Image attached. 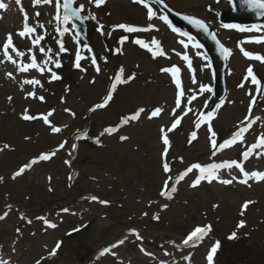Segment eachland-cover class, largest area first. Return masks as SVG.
Segmentation results:
<instances>
[{
    "label": "rangeland",
    "instance_id": "rangeland-1",
    "mask_svg": "<svg viewBox=\"0 0 264 264\" xmlns=\"http://www.w3.org/2000/svg\"><path fill=\"white\" fill-rule=\"evenodd\" d=\"M164 1L174 10L212 25L231 52L227 60L225 98L213 117L199 128L196 122L201 114L206 115L211 96V92L200 91L201 85L211 87L208 62L200 50L185 48L180 43L187 41L162 23L158 18L162 14L153 5L157 17L149 21L147 9L134 0H105L99 7L89 4L88 0H77L79 5H84L85 14L96 17L89 22L88 35L92 42L88 45L71 31L58 37L53 20L55 0L36 6L33 0H5L8 8L0 10V216L4 217L0 219V249L5 257H0L8 264H37V261L39 264H158L169 259L172 264H208L207 254L217 241L221 249L214 254L213 264H264V180L253 178L240 183L243 174L233 167L221 169L216 174L218 179L211 182L204 179L193 188L190 185L200 175L198 169H193L176 185L172 199L160 195L169 177L172 178L170 187L193 163L235 159L249 173L264 172V148L255 150L247 160L242 155L258 138L264 137V91L260 99L252 102L258 85H254L250 77L246 78L251 66L261 82L259 86L264 88V62L249 59L242 51L264 56V42H256L264 36V31L219 26L215 10L227 7L223 0ZM25 13L29 25H44V28L37 27L35 35H44L41 45L46 49L51 47L54 58L60 60V68L48 65L60 79L51 80L50 73L41 74L37 70L20 73L16 64L7 63L3 56L2 44L11 33L13 43L25 52L21 61L28 62L32 54L37 56L38 62L46 59L39 52V46L33 47L28 37L17 35L25 22ZM118 23L154 27L129 33L113 27ZM100 25L114 47L112 57L105 50L103 35L97 31ZM57 39L63 40L66 52L59 53ZM137 39L150 47H141L135 42ZM153 39L157 44H150ZM77 52L83 57L80 61L83 71L74 66ZM160 52L163 55L157 54ZM185 53L193 71H189L179 57ZM9 54L20 62L11 50ZM93 57L97 65L91 63ZM173 66L179 68L181 90L185 92L182 108L185 111L191 108L187 115L176 108L179 90L171 72L163 70ZM117 74L127 82H117ZM130 76L134 78L128 80ZM33 77L41 81L42 87H21L24 79ZM113 83L116 88L107 105L89 111L104 101ZM31 91H35L37 97L42 96L43 101L28 97ZM193 95L195 99L189 100ZM156 108L162 111L153 117L151 113ZM25 109L28 115L37 118L23 119ZM53 109L49 120L61 128L58 133H53L39 118ZM140 109L144 111L139 112ZM173 109L182 119L173 131L166 133L168 154L163 157L165 146L160 129L171 127ZM137 112L138 119L121 123ZM249 122L252 126L243 134L242 141L215 150L216 155H212L213 140L218 142L221 137H229ZM112 127L118 130L111 134L105 132ZM193 132L196 138L189 143ZM121 136L127 139L121 140ZM4 141L7 143H2ZM65 141L64 147L59 148ZM73 144L76 145L74 151ZM4 145L9 147L4 148ZM42 153L54 155L48 160H38L13 179L14 173ZM164 163L170 166L168 173L162 168ZM233 177L237 179L231 184L219 182ZM93 196L98 199L92 200ZM246 201L252 203L244 209ZM45 202L50 204L37 210ZM165 204L168 207L162 208ZM45 220L56 227H48ZM90 220L94 223L86 237L65 239L57 251L56 246L67 229ZM241 220L244 227L237 228ZM206 225L211 226V231L202 240L188 245L182 243L192 230ZM234 231L237 237L229 239ZM134 233L142 240H137ZM121 240L122 244L101 254L102 248ZM141 247L145 251L142 252ZM53 249H56L54 255Z\"/></svg>",
    "mask_w": 264,
    "mask_h": 264
},
{
    "label": "snow or ice",
    "instance_id": "snow-or-ice-1",
    "mask_svg": "<svg viewBox=\"0 0 264 264\" xmlns=\"http://www.w3.org/2000/svg\"><path fill=\"white\" fill-rule=\"evenodd\" d=\"M17 2H19V0H17ZM53 2V0H33V4L34 6L39 5L41 3L43 4H51ZM76 0H55V8H56V14L53 17V20H55L56 24H55V28H56V33L58 35V37L62 38L64 37L67 33H69L70 31L76 36V38H79L80 33L77 31L79 24H83L84 21L87 20H95L96 17L94 16V14L89 13L88 15H83L82 13L84 12V5L80 4L79 6H74L75 5ZM89 4H94L97 7H99L100 5H102L103 3H105V0H88ZM135 3H139L141 4L144 8L147 9V19L149 21H151L153 18L157 17V11L153 8L152 4H163V0H152V3L150 4L148 2V0H134ZM232 2L234 3V0H232ZM241 3L243 4V6L245 7L246 10L249 11H253L255 12L257 15L264 17V0H241ZM5 5L0 2V8H4ZM164 7L166 8L167 5L165 4ZM37 16L40 15L39 12L36 13ZM158 18L160 20H162L165 24H167L171 30L173 32H177L181 37H186L187 38V43H185L184 40H181L180 43L184 45L185 48H187L189 46V44H193L196 48H199L200 45L199 43H195V37H193L192 35H190L188 32H184V31H180L179 29L175 28L172 26L171 22L168 19L167 15H159ZM183 19L186 20L189 24H191L193 27L197 28L200 31H203L205 34H209L212 36V38L215 40V34L211 33L208 25L206 24L205 21L199 19V18H195V17H191V16H187L184 15ZM28 17H27V13H25V22L23 24L22 30L18 31L17 35H19L21 38H25L28 37L31 41V44L33 45V47L39 46V52L41 54H43V56L46 58L41 62H38L37 56L35 54L30 55L29 59L30 62L29 63H24L23 61H20L19 63H17V61L15 59H13V56L9 54V50H11L12 53H15L17 57H24L25 56V52L23 50H20L19 46L15 45L13 43V37L12 34L9 33L7 34L6 40L3 42L2 44V51H3V56L6 58L7 61L16 64L17 66V70L19 72L22 73H27L30 70H37L39 71L41 74H44L45 72L50 73V79L51 80H57L60 79L61 77L52 70V68L48 67L49 64L54 65L55 68H60L61 62L59 59L54 58V50L49 47V48H45L44 46L41 45V41H43L45 39L44 35H35V33L37 32V27L39 28H44L43 24H37L35 26H31L28 24ZM79 22V24L77 23ZM49 23H52V21H49ZM68 25H70L71 27H68ZM225 28H237L239 31H264V25H260V26H253L252 28H244L241 27L239 25H231V24H224L222 25ZM115 27L120 28L125 30L126 32H138V31H148V30H152L153 29V25L149 24L147 26V28H141V27H136V26H128L125 24H119L116 25ZM103 25H100L97 29V31L101 32V35H104L103 31ZM137 44H139L141 47H145V48H149L150 45L146 44L144 41L137 39L135 41ZM217 45L220 47L221 50V54L227 58L231 52L229 49L223 47L222 45H220L219 41H216ZM256 42L261 43L264 42V36L260 37V39H258ZM121 43H123V39L121 40ZM56 44L58 45V51L59 53H64L67 51V49L64 46V42L62 39H57L56 40ZM150 44L155 45L157 44V41L155 39H153ZM84 47L87 49L88 46L85 44ZM89 51L91 49H88ZM243 55L249 59H255V60H259L261 62H264V56L258 55V54H253L250 53L248 51L243 50ZM28 52L31 53L32 49H28ZM159 55H163L162 52L157 53ZM183 60L188 61L189 62V66H190V61H189V56L185 53L183 55ZM83 59V57L80 55L79 52H77L76 57H75V67L78 69H81L82 71L84 70L81 66L80 61ZM2 62V61H0ZM91 63L93 65H97V61L96 59L93 57L91 59ZM164 71H169L171 72L172 76H173V80L174 83L176 85V88L179 90L177 91L176 94V99H175V106L177 109H181V111L184 112V115H187L188 112L191 111V108L187 109V111H185L182 108L181 105V99L182 97L185 96V92L183 90H181V81L177 78V75L179 73V68H177L176 66L171 67L170 69H163ZM96 71L99 72L100 69L97 66L96 67ZM120 72H123V69L120 70ZM10 78H14L12 77V73H8L7 74ZM251 78V82L254 85H260V81H258L257 77L253 74L252 68L251 66H249V68L247 69V77ZM133 76L128 77V80L133 79ZM115 80L119 83H126L127 81L122 79L120 74H117L115 76ZM94 82V81H93ZM23 85H32L34 88L35 86H41V81L37 78H31V79H24L21 82V87H23ZM116 88V84L113 83L111 85V89L109 90L108 94L104 97V101L102 103H99L97 105L94 106V108L89 109V111H94L95 109L98 108H103L107 105L108 101L111 99L112 97V91H114ZM200 91L201 92H210L211 88L205 86V85H201L200 86ZM257 91H264V88L258 87ZM28 97H33V98H38L41 101H43V97H37L36 96V92L35 91H31L27 93ZM195 99V96L193 95L192 97L189 98V100H193ZM255 97H252V102H255ZM9 100H11V97H9ZM251 108V105H250ZM65 111L70 112L69 109H65ZM143 109H140L139 112H143ZM162 110L160 108H156L155 110H153V112L151 113V115L157 116L159 115V113ZM54 109L50 110L47 114H41L40 115V119H42L44 121V123L46 125H48L51 128V131L53 133H58L61 131V128L58 126H54L53 122L49 120V117H51L53 115ZM139 112L131 115L130 117H127L126 119H124L121 123L122 124H126L128 123L130 120H136L138 119L139 116ZM28 110L25 109V113L23 115V119L25 120H33L36 119L37 117L28 115ZM251 115V112L249 113ZM72 115H74V113H72ZM173 116H174V121L171 124V127L165 129L164 127H161L160 132H161V139L163 141L164 144V155L167 154L168 151V146H169V139L167 138L166 133L167 132H171L173 131L181 122L182 117H178L176 116V112L175 109H173ZM207 117L211 118L212 117V113L209 112L207 113ZM205 119L204 114H201L200 116V120L196 122V127L199 128L200 127V122L203 121ZM248 120V117H245V121ZM241 124H244V121H241ZM252 123L249 122L247 125L240 127L239 130L237 132H235L232 137L230 139L225 140L223 143L221 144H217V142L215 140L212 141V147L214 149V151L212 152V155L215 156L216 155V151L215 149L219 148V149H224L226 147H229L233 144H235L237 141H242L244 139L243 134L248 132L249 129L251 128ZM118 129L115 127L112 128H106L105 132H107L108 134H111L113 132H116ZM103 135V133H102ZM80 137L78 136L77 139H79ZM196 138V133L193 132L191 134V138L189 140V143H191L192 139ZM121 140H126L127 137L126 136H121L120 137ZM64 143H61L59 145V148H63L64 147ZM97 143H99V141L97 140ZM8 145H4V148H8ZM76 145L73 144L72 145V149L73 151L75 150ZM260 148H264V137H260L258 138L256 143L251 144L245 151H243L242 155L243 158L245 160H247L249 158V155L252 154L255 150L260 149ZM59 150V149H57ZM50 155H54V153H42L38 159H33L29 164H26L24 166H22L16 173H14L13 175V179L16 176L21 175L26 169L30 168L32 166V164H35L38 162V160H48L50 158ZM67 163V161H66ZM233 167L239 169V171L243 174L244 179L240 180V183H247V181L249 179H253L255 178L256 180H264V172H259V171H253L251 173L245 171V169L242 167V165L240 163H238L237 160L233 159L231 161H224L221 163H210L207 165H201L199 163H193L190 166H188L185 171L181 172L176 178L174 182H171V186L169 187L170 181H171V177H169L168 180H166L164 182V188L161 190L160 195L163 197H166L167 199H172V193H174L175 191H177V187L176 185L179 184V182L181 180L184 179L185 176L188 175V173L192 172L193 169H198L200 172V175H198L196 177V179L192 182V184L190 185V187H197L202 180L207 179L208 182H211L213 179H218V176L216 175L221 169H232ZM163 169L165 173H168L170 171V167L168 163H164L163 165ZM71 179V177H70ZM237 179L236 177H233L232 180H228V179H222L219 180L220 183H223L225 185L231 184L233 182V180ZM92 200H97L98 198L93 196L91 197ZM101 203H107V201H100ZM252 203L251 201H246L244 203V205L242 206L244 209H247L248 205ZM168 205H163L162 208H167ZM215 207V205L213 206ZM65 211H67V209H65ZM7 215V213H5V216ZM146 215V213H145ZM241 215H243V212L241 213ZM3 216H0V219H3ZM154 219H158V216H154ZM45 224L48 227H52L55 228L56 225L52 224L50 222H48L47 220L44 221ZM244 227V221H240L239 224L237 225V228H241ZM211 231V226L210 225H206V226H198L196 227L194 230H192L182 241V243L184 245H188L190 243H194L195 241L198 240H202L207 234L208 232ZM134 232V230H133ZM136 238L137 240H142V237L139 234H136ZM237 237V233L234 231L231 233V235L229 236V239H235ZM124 241L121 240L119 241L120 244H122ZM115 246V245H114ZM57 247H59V245H57ZM220 247V243L219 241H217L215 244L212 245V247L210 248L208 254H207V261L208 264H213V258H214V254L217 252V250ZM105 252L108 251V249L104 250ZM141 251H145V249H143V247H141ZM56 252V249H53L52 254L54 255ZM103 254V253H101ZM146 254H150V253H146ZM166 255L168 253H165ZM185 259H189V257H185ZM0 264H8L7 261H0ZM37 264H39V261H37Z\"/></svg>",
    "mask_w": 264,
    "mask_h": 264
},
{
    "label": "water",
    "instance_id": "water-1",
    "mask_svg": "<svg viewBox=\"0 0 264 264\" xmlns=\"http://www.w3.org/2000/svg\"><path fill=\"white\" fill-rule=\"evenodd\" d=\"M230 3V9L225 11L218 12L219 21L223 24H239L242 26L246 25H260L264 23V17L257 15L253 11L246 10L241 0H228ZM168 14L171 17V21L178 25L184 31L192 34L204 47L206 53L211 59L214 71V94L213 100L209 111L212 112L220 99L225 94V85H224V68L225 61L224 56L221 54L220 47L215 44L214 39L211 35L205 34L203 31L198 30L189 24L182 16H179L171 11H168ZM79 24V22H77ZM81 24H79L78 29H80ZM89 224L86 226L88 228Z\"/></svg>",
    "mask_w": 264,
    "mask_h": 264
},
{
    "label": "bare ground",
    "instance_id": "bare-ground-1",
    "mask_svg": "<svg viewBox=\"0 0 264 264\" xmlns=\"http://www.w3.org/2000/svg\"><path fill=\"white\" fill-rule=\"evenodd\" d=\"M192 46H194L193 44H191ZM195 47V46H194ZM21 59H24V57H20ZM238 130H235L234 132H233V134L235 133V132H237ZM168 263H164V262H162L161 264H170V261L168 260L167 261Z\"/></svg>",
    "mask_w": 264,
    "mask_h": 264
}]
</instances>
